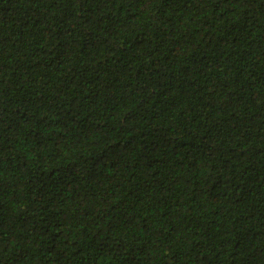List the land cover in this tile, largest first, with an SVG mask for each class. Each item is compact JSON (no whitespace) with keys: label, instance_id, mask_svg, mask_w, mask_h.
<instances>
[{"label":"trees","instance_id":"obj_1","mask_svg":"<svg viewBox=\"0 0 264 264\" xmlns=\"http://www.w3.org/2000/svg\"><path fill=\"white\" fill-rule=\"evenodd\" d=\"M0 264H264V0H0Z\"/></svg>","mask_w":264,"mask_h":264}]
</instances>
